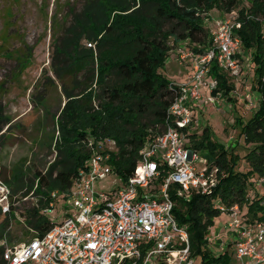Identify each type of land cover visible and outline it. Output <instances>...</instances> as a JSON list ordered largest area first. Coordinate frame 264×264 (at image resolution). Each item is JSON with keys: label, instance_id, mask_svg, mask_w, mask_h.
I'll return each instance as SVG.
<instances>
[{"label": "trees", "instance_id": "16d2710c", "mask_svg": "<svg viewBox=\"0 0 264 264\" xmlns=\"http://www.w3.org/2000/svg\"><path fill=\"white\" fill-rule=\"evenodd\" d=\"M74 1L71 5L63 4L66 7L63 19L68 24L65 20H55L57 13L51 20L58 22L54 25L60 31L51 57L54 75L62 83L70 77L73 85L70 88L62 85L66 100L56 120L60 142L55 146L54 160L45 172L34 173L38 185L47 190L68 188L78 170L86 166L89 139L114 140L117 151L112 153L109 162L123 179L131 176L136 170L139 148L171 122L167 108L179 87L171 85L159 72L172 48L169 39L174 43L187 40L194 44L193 50L203 53L210 36L201 15L212 9L224 15L236 14L235 33L244 47L251 50L256 63L255 88L262 95L260 107L242 128L248 144L245 158L249 169L244 172L234 169V156L228 158L223 146L210 141L206 128L201 137L190 130L187 135L191 146L203 148L209 163L225 175L211 195L195 193L184 199L170 191L175 202L173 214L178 224L187 229L191 254L201 257L196 264H219L226 251L212 256L205 245L207 228L220 213L217 204L245 206L242 215L255 214L256 209L264 211L261 202L264 195L250 198L248 195V179L254 173L264 176V0ZM85 41L91 45L85 46ZM81 71H84L83 78L78 81L75 77ZM229 75L216 62L210 63L209 76L217 81L214 95L226 96L231 87ZM87 81L94 82L96 88L92 89ZM94 100L96 105L92 104ZM8 122L0 104V128ZM2 178L12 192L17 190L15 175ZM8 213H12V203ZM26 219L35 234H42L53 223L36 211ZM4 225L6 222L1 223L0 238ZM1 250L0 246V254Z\"/></svg>", "mask_w": 264, "mask_h": 264}, {"label": "built area", "instance_id": "2783aa9c", "mask_svg": "<svg viewBox=\"0 0 264 264\" xmlns=\"http://www.w3.org/2000/svg\"><path fill=\"white\" fill-rule=\"evenodd\" d=\"M236 17L234 12L226 13L208 25L210 41L203 53L179 55L182 60L193 56L190 73L181 83L171 82L179 87L167 108L171 122L139 148L135 172L126 179L120 177L109 162L117 148L89 139L86 166L64 192L73 211L26 242L10 246L0 241L2 264H196L187 229L174 217L170 191L189 199L195 193L211 195L219 183L218 167L191 146L187 134L197 124L200 99H215L212 92L217 81L209 76L210 63L216 62L230 75L240 72ZM111 175H115L113 182L121 180V186L96 191L94 184ZM260 180L264 183V176ZM11 193L0 176L4 213ZM217 208L231 218L225 229L236 244L235 256L240 259L236 264H264V253L258 250V246L264 248V220L243 221L237 204L219 203Z\"/></svg>", "mask_w": 264, "mask_h": 264}, {"label": "rangeland", "instance_id": "374dc122", "mask_svg": "<svg viewBox=\"0 0 264 264\" xmlns=\"http://www.w3.org/2000/svg\"><path fill=\"white\" fill-rule=\"evenodd\" d=\"M73 1L0 0V104L4 117L9 119L8 124L3 123L0 128V176L9 179L15 175L18 181L15 183L17 190L10 196L12 213H4L0 206V226L6 222L0 241L5 245H17L35 235L26 219L33 211L53 222L60 221L66 213L73 211L66 190H47L40 187L34 177V173L45 172L54 160L55 146L60 142L56 120L66 100L62 85L68 88L73 85L70 77L65 78L63 83L58 80L51 65L53 43L60 32L55 26L58 22L52 23V16L57 13L55 20H65L67 23V19H63L66 18L63 4L71 5ZM223 16L218 9L201 15L202 21L210 27ZM168 43L172 48L159 72L172 83H181L183 74L185 78L190 73L193 56L182 60L179 55L195 53L192 49L194 44L187 40L174 43L171 38ZM83 44L88 47L87 41ZM236 58L240 72L238 75H229L231 87L226 96L218 91L220 94L216 93L213 101L200 99L195 116L197 124L192 126V130L201 137L206 128L208 139L223 146L228 158L234 156V169L244 172L249 169V165L245 158L248 144L244 140L242 128L260 107L262 95L255 88V60L251 50H247L242 42ZM83 72H79L75 79L82 80ZM86 83L89 84V81ZM89 86L96 88L94 82ZM77 91L75 88L74 92ZM199 93L203 94V90L200 89ZM92 104L96 105V100ZM96 141H105L104 145L116 149L112 139ZM199 151L205 157L206 151L203 148ZM224 175L221 171L219 179ZM114 177L111 175L96 182L95 190L110 192L117 189L121 186V180L113 182ZM260 179L261 176L256 173L248 179L249 198L264 195V183ZM53 192H57L55 196H52ZM97 200L100 201V198ZM261 202L264 204L263 200ZM242 216L243 221L252 224L264 219V211L256 209L255 214L249 212ZM230 220L227 213L220 212L208 226L205 235V245L212 256L217 257L226 251V256L219 264H236L240 261L235 256L233 236L225 229V224ZM258 250L264 253L263 247L258 246ZM193 258L195 263L201 261L199 255H193Z\"/></svg>", "mask_w": 264, "mask_h": 264}, {"label": "crops", "instance_id": "0c3cea01", "mask_svg": "<svg viewBox=\"0 0 264 264\" xmlns=\"http://www.w3.org/2000/svg\"><path fill=\"white\" fill-rule=\"evenodd\" d=\"M186 72H187V71H186ZM184 73H185V72H184ZM184 79H185V78H184V74H183V80H184ZM183 80H182V81H183ZM173 81H174V80H173ZM196 108H198V106H196Z\"/></svg>", "mask_w": 264, "mask_h": 264}]
</instances>
